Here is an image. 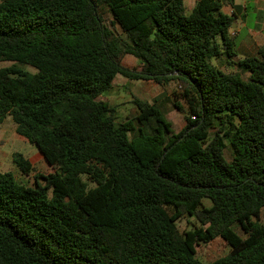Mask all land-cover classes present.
I'll return each instance as SVG.
<instances>
[{
  "label": "trees",
  "instance_id": "obj_1",
  "mask_svg": "<svg viewBox=\"0 0 264 264\" xmlns=\"http://www.w3.org/2000/svg\"><path fill=\"white\" fill-rule=\"evenodd\" d=\"M236 9L0 0V64L10 63L0 66V124L10 116L53 169L36 171L33 186L0 171V264H264V46L235 60ZM126 53L139 69L122 64ZM118 75L176 83L184 128L138 97L136 118L117 124L100 96ZM13 159L34 170L24 154ZM183 216L194 224L181 232ZM217 238L229 253L204 263L197 246Z\"/></svg>",
  "mask_w": 264,
  "mask_h": 264
},
{
  "label": "rangeland",
  "instance_id": "obj_2",
  "mask_svg": "<svg viewBox=\"0 0 264 264\" xmlns=\"http://www.w3.org/2000/svg\"><path fill=\"white\" fill-rule=\"evenodd\" d=\"M185 1L187 4L186 10L189 14L193 9L191 7L195 0ZM238 1L242 2V0ZM105 17L107 21L112 19L111 15L108 13L105 14ZM247 17L248 27L253 28L256 14L253 13L252 10H249ZM262 34L264 35V30ZM244 35L245 30L242 33V36ZM224 59L225 58L217 60V58L213 57L211 58V62L213 64H218L226 71H235L237 75L248 77L249 73H244V71L238 70L236 66H229ZM121 62L124 66L131 69H139L141 66L140 61L136 57L127 53L121 57ZM8 64L10 63L3 62L0 66ZM29 69L34 70L33 68ZM178 91V85L174 82L163 87L151 80H130L123 75H118L115 79L113 88L100 96V99L117 107V124H120L128 119L136 118L138 111L133 102L134 97H138L149 102H155L159 107L164 109L167 118L173 123L174 130L179 132L184 128L187 120L185 113L173 106V102L176 100L185 105L183 100L179 98ZM213 132L214 130L212 129V133ZM16 152L24 154L31 162L34 168L31 174L25 175L14 162L13 154ZM227 157L230 158L229 152H227ZM52 170V167L47 163L38 147L17 133L14 121L10 116H8L5 121L0 124V171H10L13 173L18 182L28 186H33V174L36 171L48 173ZM204 202L206 205H211V202L207 199ZM261 221L264 224V209L262 211ZM193 224L194 219L189 216H183L177 221L178 228L181 232L190 229L193 227ZM230 249V246L222 238H217L208 243L202 242L197 246L198 257L204 263L212 262L222 256H225L229 253Z\"/></svg>",
  "mask_w": 264,
  "mask_h": 264
},
{
  "label": "crops",
  "instance_id": "obj_3",
  "mask_svg": "<svg viewBox=\"0 0 264 264\" xmlns=\"http://www.w3.org/2000/svg\"><path fill=\"white\" fill-rule=\"evenodd\" d=\"M195 2L196 0L191 8L194 7ZM236 5V20L233 23L231 34L237 41V56L235 59L239 60L245 56L256 55L259 48L264 46V35L262 34L264 30V0H242V2L236 0ZM249 10L256 14L253 28L248 27L247 23ZM222 11L232 14L234 9L231 5H224ZM244 30L245 35L242 36ZM224 60L226 61V58Z\"/></svg>",
  "mask_w": 264,
  "mask_h": 264
}]
</instances>
